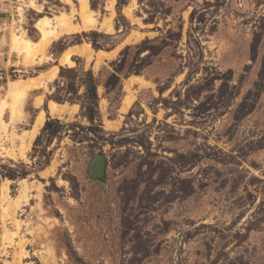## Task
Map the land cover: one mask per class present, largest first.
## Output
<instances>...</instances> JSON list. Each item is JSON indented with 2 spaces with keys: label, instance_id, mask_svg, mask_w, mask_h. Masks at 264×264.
Masks as SVG:
<instances>
[{
  "label": "rangeland",
  "instance_id": "rangeland-1",
  "mask_svg": "<svg viewBox=\"0 0 264 264\" xmlns=\"http://www.w3.org/2000/svg\"><path fill=\"white\" fill-rule=\"evenodd\" d=\"M86 1L94 26L24 59L11 36L39 42L40 16L73 28L80 0H0V100L11 80L58 65L19 121L3 114L0 264H264V0ZM92 41L113 51L58 62L66 44ZM88 69L101 126L85 117ZM39 110L66 132L34 145L43 125L24 153L18 137L7 152Z\"/></svg>",
  "mask_w": 264,
  "mask_h": 264
},
{
  "label": "bare ground",
  "instance_id": "bare-ground-1",
  "mask_svg": "<svg viewBox=\"0 0 264 264\" xmlns=\"http://www.w3.org/2000/svg\"><path fill=\"white\" fill-rule=\"evenodd\" d=\"M79 3H80V6L78 8L79 10L78 17H79L80 22L78 24H74L73 28L67 27L68 26L67 24L69 21L66 18L62 19L59 22L58 26H55V25L50 24L51 18L47 16H40L35 21V26L40 33L39 42H32L28 38V36L24 33V31H22L20 34L11 36L12 47L18 52L23 53L24 54L23 56L25 57L23 58L26 59L28 57L34 56L35 53L43 51L45 46H47L51 41L58 39L62 35V33L66 31H69L71 29L78 30L80 28L88 29L94 26L95 19L91 15V12L93 11L92 9L89 8L87 1L80 0ZM111 28H112L111 23L108 22V30H111ZM74 51H79L83 54L86 53L89 56L90 52L92 51V48L89 44H87L83 46L82 48L80 47V50L67 49L63 53H61V55L59 56V63L60 64L64 63L68 66H71L72 65L71 55H72V52ZM57 72H58V66L55 65L46 71L38 73L36 77H30L28 80H24V81L11 80L9 82L7 91H6V97L0 100V139L4 137V135H2V132L6 134L9 123L13 124L14 122L19 121L23 117L24 97L31 90L44 87L49 81H51L52 79L54 80V78L57 75ZM133 80L138 81L139 78L135 77ZM131 101L132 100L130 98L125 97L122 101L121 110L126 111L129 105L131 104ZM36 103L37 105H39L40 100H37ZM47 106H48V112L50 114H59L62 111V107H59L61 105L53 100H49L47 103ZM6 109L8 110V114H9L8 116L9 123L5 122L3 119V114ZM34 118L35 120H34L33 128L29 133H24V134L22 133L19 135L13 132L11 133L12 149H10L9 151L7 150V152L14 155V149H13L14 144L13 143L16 137L19 138V141H18L19 153L22 154L23 150L29 147L38 129L44 125V122L46 119L44 110H39Z\"/></svg>",
  "mask_w": 264,
  "mask_h": 264
},
{
  "label": "trees",
  "instance_id": "trees-1",
  "mask_svg": "<svg viewBox=\"0 0 264 264\" xmlns=\"http://www.w3.org/2000/svg\"><path fill=\"white\" fill-rule=\"evenodd\" d=\"M93 6V5H92ZM117 8H120L117 5ZM92 33H96V32H92ZM81 35H86L85 32H81V33H76V34H72V37L75 38H80ZM92 46L96 49H98L99 47L96 46L94 44V42L92 41ZM64 69H69V68H63L60 67V72L59 75L62 76V71ZM117 71H115L116 73ZM86 74H88L90 76V83L86 84L85 82H80V86L83 85L84 86V94L86 93L88 95L89 98L92 99V101L90 102L89 106L87 107V111L88 114L85 116L86 119L90 122L93 123L94 120L99 121L98 126H101L100 123V119L98 115H96V118L94 117V113L93 111L96 109L97 107V93H96V83H94L93 81V73L91 71V69H88L86 71ZM116 84L118 82V76L116 75ZM68 93H72L70 90L67 91ZM78 91H75V94ZM56 102L58 103H63L65 102L67 99H63V98H57L54 99ZM71 103H74L75 100L73 98L68 99ZM66 125L58 118H49L48 120L45 121L44 126L41 129L40 135H38L35 140H34V145H37L38 142L41 140L42 136L46 135L47 139L48 137L51 136H57L58 134H60L61 132H66L65 129H63ZM89 129V128H88ZM19 173V172H18ZM19 175V174H18ZM16 176H10L11 179H14Z\"/></svg>",
  "mask_w": 264,
  "mask_h": 264
},
{
  "label": "crops",
  "instance_id": "crops-1",
  "mask_svg": "<svg viewBox=\"0 0 264 264\" xmlns=\"http://www.w3.org/2000/svg\"><path fill=\"white\" fill-rule=\"evenodd\" d=\"M38 18V17H37ZM78 23V22H77ZM126 34V33H125ZM86 43V42H85ZM85 43L83 42V43H68V44H66L65 45V47H63V49L60 51V53H59V55H58V57H57V60H58V62H59V56L61 55V53H63L65 50H67V49H77V50H80V47L82 48L84 45H85ZM115 49V48H114ZM92 51H94L93 52V54L95 55L94 57H98L99 55V57H101V54L103 53V54H108L109 55V53L110 52H112L113 50H110V51H102L101 49H92ZM96 51V52H95ZM76 55H85L84 57H87V54L86 53H81V52H79V51H74V52H72V55H71V57L72 56H76ZM106 56H104L103 58H105ZM102 58V57H101ZM54 65H57V64H54ZM53 66V65H52ZM51 66V67H52ZM58 66V65H57ZM50 68V67H49ZM49 68H47V69H45V70H48ZM90 68L92 69L93 67H92V65H90ZM132 78V80L135 78V77H138V76H131V75H129V76H127V77H125L124 79L125 80H128V79H130V78ZM134 81V80H133ZM61 106L62 105H65L64 103H59ZM70 105L72 106V105H75V103H70ZM47 112H48V109H47Z\"/></svg>",
  "mask_w": 264,
  "mask_h": 264
},
{
  "label": "water",
  "instance_id": "water-1",
  "mask_svg": "<svg viewBox=\"0 0 264 264\" xmlns=\"http://www.w3.org/2000/svg\"><path fill=\"white\" fill-rule=\"evenodd\" d=\"M46 118L49 119L48 116ZM103 169H104V157L101 154H98L94 156L91 162L89 173L93 178L97 179L103 175Z\"/></svg>",
  "mask_w": 264,
  "mask_h": 264
}]
</instances>
